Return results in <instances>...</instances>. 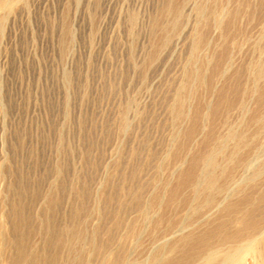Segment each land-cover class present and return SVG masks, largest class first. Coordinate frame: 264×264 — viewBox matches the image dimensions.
<instances>
[{
    "label": "rangeland",
    "instance_id": "374dc122",
    "mask_svg": "<svg viewBox=\"0 0 264 264\" xmlns=\"http://www.w3.org/2000/svg\"><path fill=\"white\" fill-rule=\"evenodd\" d=\"M0 264H264V0H0Z\"/></svg>",
    "mask_w": 264,
    "mask_h": 264
},
{
    "label": "bare ground",
    "instance_id": "6f19581e",
    "mask_svg": "<svg viewBox=\"0 0 264 264\" xmlns=\"http://www.w3.org/2000/svg\"><path fill=\"white\" fill-rule=\"evenodd\" d=\"M251 255V254H250Z\"/></svg>",
    "mask_w": 264,
    "mask_h": 264
}]
</instances>
